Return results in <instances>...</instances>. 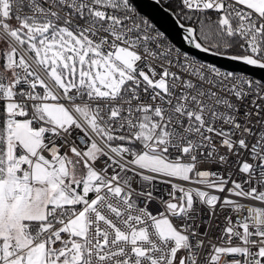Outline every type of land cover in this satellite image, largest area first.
Returning a JSON list of instances; mask_svg holds the SVG:
<instances>
[{
	"label": "snow or ice",
	"instance_id": "6c2138e0",
	"mask_svg": "<svg viewBox=\"0 0 264 264\" xmlns=\"http://www.w3.org/2000/svg\"><path fill=\"white\" fill-rule=\"evenodd\" d=\"M157 4L160 0H155ZM0 0V264H264V0Z\"/></svg>",
	"mask_w": 264,
	"mask_h": 264
},
{
	"label": "water",
	"instance_id": "95a60500",
	"mask_svg": "<svg viewBox=\"0 0 264 264\" xmlns=\"http://www.w3.org/2000/svg\"><path fill=\"white\" fill-rule=\"evenodd\" d=\"M136 4L142 14L148 17L161 31H164L178 47H182L207 61H212L214 59L211 55L199 53L198 50L183 42L181 30L175 18L169 14L168 8L163 6L161 2L157 4L155 0H136ZM220 63L228 70L236 72L245 71L248 73L254 72L255 78L257 79L264 77V70L249 69L241 63L230 61H220Z\"/></svg>",
	"mask_w": 264,
	"mask_h": 264
},
{
	"label": "built area",
	"instance_id": "2783aa9c",
	"mask_svg": "<svg viewBox=\"0 0 264 264\" xmlns=\"http://www.w3.org/2000/svg\"><path fill=\"white\" fill-rule=\"evenodd\" d=\"M161 4L165 6L166 8L169 7L167 0H160Z\"/></svg>",
	"mask_w": 264,
	"mask_h": 264
},
{
	"label": "bare ground",
	"instance_id": "6f19581e",
	"mask_svg": "<svg viewBox=\"0 0 264 264\" xmlns=\"http://www.w3.org/2000/svg\"><path fill=\"white\" fill-rule=\"evenodd\" d=\"M148 18V17H147Z\"/></svg>",
	"mask_w": 264,
	"mask_h": 264
}]
</instances>
